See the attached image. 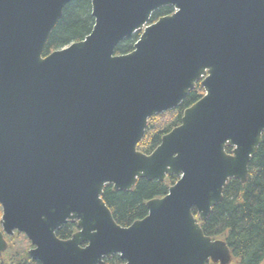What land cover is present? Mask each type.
Wrapping results in <instances>:
<instances>
[{
  "label": "water",
  "instance_id": "obj_1",
  "mask_svg": "<svg viewBox=\"0 0 264 264\" xmlns=\"http://www.w3.org/2000/svg\"><path fill=\"white\" fill-rule=\"evenodd\" d=\"M71 1L0 0V255L3 233L17 232L40 264H233L200 222L230 179L246 182L262 141L264 0H90V34L43 56ZM163 7L174 12L149 23ZM197 82L202 98L139 152L148 119ZM167 176L178 180L144 218L115 222L106 185L129 191ZM67 222L77 231L59 239Z\"/></svg>",
  "mask_w": 264,
  "mask_h": 264
},
{
  "label": "trees",
  "instance_id": "obj_2",
  "mask_svg": "<svg viewBox=\"0 0 264 264\" xmlns=\"http://www.w3.org/2000/svg\"><path fill=\"white\" fill-rule=\"evenodd\" d=\"M173 11L172 7L158 9L151 15L150 23L172 14ZM93 25L90 0H72L64 7L60 19L51 31L43 56L83 40L90 34ZM139 34L135 33L121 42L115 49V55L130 53ZM202 96L203 90L197 83L178 107L150 117L137 150L150 154L160 144L162 136L181 123L184 110ZM225 150L230 153L231 148L226 147ZM177 179L176 176H168L162 182L139 179L129 191H114L111 185H106L102 199L115 222L121 227H128L147 215V201L165 196ZM193 214L197 217L195 210ZM200 226L204 235L226 243L233 264H264V134L248 164L246 182L230 179L223 189L221 202L212 208L210 215L206 221L200 222ZM75 230V224L68 222L56 235L60 239H68ZM19 236L21 238L16 239L15 243L18 246L16 252L7 255L3 264H39L30 261L26 253L29 242L23 235ZM103 264H123V261L118 255H113L104 260Z\"/></svg>",
  "mask_w": 264,
  "mask_h": 264
},
{
  "label": "flooded vegetation",
  "instance_id": "obj_3",
  "mask_svg": "<svg viewBox=\"0 0 264 264\" xmlns=\"http://www.w3.org/2000/svg\"><path fill=\"white\" fill-rule=\"evenodd\" d=\"M158 20V19H157ZM197 83H199V86H200V82H197ZM196 83V84H197ZM196 87V86H195ZM202 88V87H201ZM195 89V88H194ZM202 90H203V88H202ZM203 95H204V90H203ZM202 98V97H201ZM168 177V176H167ZM166 179V178H165ZM178 180V179H177ZM175 184V183H174ZM2 214H3V208H2V206L0 205V221H1V217H2ZM68 223V222H67ZM66 223V224H67ZM69 223H71V222H69ZM65 224V225H66ZM71 224H75V228H76V230L72 233V234H74L76 231H77V227H76V223L74 222V223H71ZM61 229V228H60ZM59 229V230H60ZM2 230V225H1V222H0V231ZM59 230H57V231H59ZM57 231H56V233H57ZM22 235V234H20V233H17V232H13V234L12 235H7V234H5V233H3V239L5 240V242H6V244H7V247H6V249H5V251L1 254V255H3V254H5V252L8 250V248H9V241H13V240H15V239H20L21 237L19 236V235ZM72 234H71V236H72ZM24 236V235H23ZM57 236V235H56ZM70 236V237H71ZM69 237V238H70ZM26 239V238H25ZM60 239V238H59ZM27 240V239H26ZM62 240H66V239H62ZM28 241V240H27ZM29 242V241H28ZM82 246H85V245H82ZM29 248L26 250V253L31 249V248H33L32 246H31V244H30V242H29V246H28ZM1 255H0V257H1ZM29 258V257H28ZM30 259V258H29ZM11 260V259H10ZM10 260H9V262H10ZM30 261H34V260H31L30 259ZM34 262H37V261H34ZM39 263V262H38ZM40 264V263H39Z\"/></svg>",
  "mask_w": 264,
  "mask_h": 264
},
{
  "label": "rangeland",
  "instance_id": "obj_4",
  "mask_svg": "<svg viewBox=\"0 0 264 264\" xmlns=\"http://www.w3.org/2000/svg\"><path fill=\"white\" fill-rule=\"evenodd\" d=\"M150 23V22H149ZM148 23V24H149ZM18 241V240H17ZM15 243H16V239L15 240H13V241H9V249H8V252H6L5 254H3V255H1V257H0V264H3L4 263V259H6V256L7 255H10V254H13L14 252H16V248L18 247H16L15 246ZM10 245H11V247H10ZM29 247H27V249H28Z\"/></svg>",
  "mask_w": 264,
  "mask_h": 264
}]
</instances>
